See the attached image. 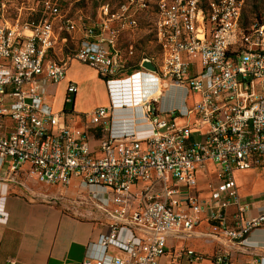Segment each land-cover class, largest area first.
<instances>
[{"label":"built area","instance_id":"obj_1","mask_svg":"<svg viewBox=\"0 0 264 264\" xmlns=\"http://www.w3.org/2000/svg\"><path fill=\"white\" fill-rule=\"evenodd\" d=\"M244 5L124 0L104 4L87 24L64 18L59 0H45L38 22L1 20L0 223L9 219V183L26 171L49 185L80 178V200L109 217L81 264H161L169 238L191 236L202 220L209 234L234 243L264 226V194L253 213L235 181L237 171L264 173V22L247 20ZM75 27L80 36L70 48L62 33ZM141 28L149 29L156 59L144 52L136 58L138 46L123 45ZM144 59L156 71L143 67ZM74 61L94 68L109 94L108 105L83 115L81 132L69 123L71 111L48 102L49 87L67 78ZM77 92L69 81L65 103ZM173 92L178 101L168 102ZM192 92L200 98L189 108ZM178 117L187 120L178 124ZM117 119L132 128L116 132ZM91 128L102 133L97 146ZM201 175L216 177L205 194ZM178 256L202 259L189 247ZM210 261L239 264L222 250ZM255 263L264 264V256Z\"/></svg>","mask_w":264,"mask_h":264},{"label":"crops","instance_id":"obj_2","mask_svg":"<svg viewBox=\"0 0 264 264\" xmlns=\"http://www.w3.org/2000/svg\"><path fill=\"white\" fill-rule=\"evenodd\" d=\"M142 29L144 28L138 31ZM138 31L126 34L123 38V45L126 46L130 42L135 43L138 46L136 58L144 52L152 59H156L158 50L149 38L145 40L147 44L144 46L138 40ZM86 67L97 74L94 68L87 65ZM69 81L78 84V91H81V95L78 100L76 94L73 110L69 113L68 120L75 131L81 132L85 126L84 118L80 116L97 106L109 104V101L108 97L103 102L93 100L90 106L84 107V81L75 79L67 73L65 80L51 85L48 89V102L55 111L65 109L64 92L66 94ZM97 81L100 82L99 78ZM60 84L64 86L62 93L64 96L56 103V87ZM77 101L81 105L79 108H77ZM117 113L122 114L119 111ZM130 124L132 122L117 119L114 129L116 132L123 131L128 127L132 128ZM144 129L148 131L147 127ZM89 131L92 145L97 146L102 133L96 135L99 131L96 128H91ZM17 178L18 183H9L6 201V208L9 212L8 222L0 223V264H7V259L10 257L15 258L17 264H81L86 255L87 245L102 232L107 231L110 219L92 204L80 200V178H72L66 186L60 184L47 186L30 177L26 171L19 172ZM200 179V186L205 194L211 177L201 175ZM235 181L239 187L242 203L250 205L253 208L252 212L255 213L256 206L259 205V200L264 194V173L260 170L237 171ZM32 191L36 193H30ZM233 210L234 208H231L230 211ZM208 232H213V230L206 220H202L192 235L210 238L206 245L208 250L202 249V251L211 253L208 259L209 264H211L212 255L218 250L229 253L230 257L239 264H249L254 259L259 260L261 256H264V226L252 230L242 243H234L221 235ZM187 237L189 236L169 238L168 253L161 258V264H178L170 256L171 248L181 247L177 251V257H179L178 253L186 244L181 240L185 241ZM196 252L200 256L204 255L199 250ZM181 259L180 264H194L200 261H190L186 256H181Z\"/></svg>","mask_w":264,"mask_h":264},{"label":"rangeland","instance_id":"obj_3","mask_svg":"<svg viewBox=\"0 0 264 264\" xmlns=\"http://www.w3.org/2000/svg\"><path fill=\"white\" fill-rule=\"evenodd\" d=\"M108 2L111 3L112 6H117L122 2H124V0H59L61 13L64 15L63 16L64 18H71L73 20H76L77 22H79V20H83V22L87 24L93 22L96 19L101 6H103ZM44 10H46L45 0H0V21L3 19L17 21L19 19L20 21L38 22L41 19V17L44 15ZM244 12H245V18L247 20H252L257 17L260 18V20L261 19L264 20V0H245ZM148 16L149 14L146 15L145 18H148ZM59 20H61L60 17L55 19L57 25L59 24ZM72 30H73L72 33H68V32L62 33L63 36H68V45L70 48L75 47L77 39L80 36V32L78 31L77 27H75ZM148 32L149 29L144 28L141 31H138L137 33L138 34L137 36H139L138 40H140L144 46L147 44L145 40L151 38L150 33ZM66 51H69V49L67 48ZM57 52H59L58 49ZM59 56L61 57L60 53ZM67 73L69 76L74 77L75 79H79V80L82 79L84 81V86H85L84 87L85 93L83 95L84 107L90 106L93 100L96 101L100 100L101 102H103L108 97V101H109V94L105 80L101 78L98 73L96 74L94 71L86 67V65H82L77 62H72L69 66ZM97 78H99L100 82L97 81ZM147 85L151 87L153 83L148 82ZM63 89H64L63 84H60L56 87V94H55L56 103H58L59 100H61L62 97L65 95V92L64 95L62 94ZM80 95H81V91L79 90L77 93L78 100L80 98ZM199 98H200L199 92H192L187 100V104L189 108H192L197 102V100H199ZM175 99H176V92H173L170 93V96L167 98V101L171 102V100L174 101ZM176 100L178 101V98ZM80 106L81 105L77 101V108H79ZM86 113L88 112H85L83 114ZM80 117H83V115H81ZM195 118L196 115L193 114L191 116L192 123H195ZM186 120H187L186 117H178L176 121L178 124H184ZM210 180H214V182H216V177H211ZM42 184L51 186L46 183H42ZM33 190L36 191L35 189ZM34 191L30 193L32 194L36 193ZM209 241H210L209 237L195 236V235L187 237L185 241L181 240V242L186 243L184 244L185 245L184 247L189 246L190 248H193L197 251L199 250L204 254L202 255L203 258L200 259V261L195 262L194 264H209L208 259L211 253L202 251V249L208 250V246L206 245ZM180 248L181 247H176V246L171 248V255H170L173 260H176L175 263L178 264L182 262L181 256L177 257V251Z\"/></svg>","mask_w":264,"mask_h":264},{"label":"water","instance_id":"obj_4","mask_svg":"<svg viewBox=\"0 0 264 264\" xmlns=\"http://www.w3.org/2000/svg\"><path fill=\"white\" fill-rule=\"evenodd\" d=\"M142 66L145 67L146 69L156 71V66L151 59H144L142 61Z\"/></svg>","mask_w":264,"mask_h":264},{"label":"trees","instance_id":"obj_5","mask_svg":"<svg viewBox=\"0 0 264 264\" xmlns=\"http://www.w3.org/2000/svg\"><path fill=\"white\" fill-rule=\"evenodd\" d=\"M255 19H257L260 23L264 22V20H262V19L260 20V18H258V17ZM73 106H74V100L72 102H66L65 103V109L66 110H69V111L73 110ZM96 135H101V131L100 130L97 131Z\"/></svg>","mask_w":264,"mask_h":264}]
</instances>
